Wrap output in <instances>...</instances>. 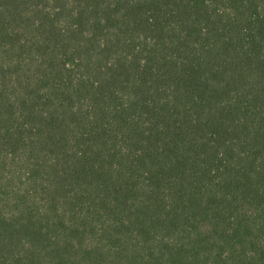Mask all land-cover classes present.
<instances>
[{
    "label": "trees",
    "instance_id": "trees-1",
    "mask_svg": "<svg viewBox=\"0 0 264 264\" xmlns=\"http://www.w3.org/2000/svg\"><path fill=\"white\" fill-rule=\"evenodd\" d=\"M0 264H264V0H0Z\"/></svg>",
    "mask_w": 264,
    "mask_h": 264
}]
</instances>
